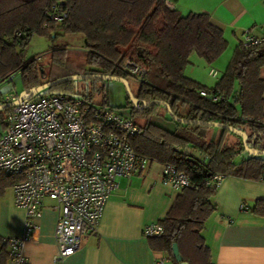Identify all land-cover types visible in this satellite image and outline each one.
<instances>
[{"label":"trees","instance_id":"trees-1","mask_svg":"<svg viewBox=\"0 0 264 264\" xmlns=\"http://www.w3.org/2000/svg\"><path fill=\"white\" fill-rule=\"evenodd\" d=\"M174 2L177 0H0V76L19 69L22 90L68 78L34 97L56 92L96 100L103 92L104 85L99 84L103 80L69 77L83 72L127 80L134 76L123 69L126 60L145 68L134 96L140 103L150 105L137 110L127 101L130 116L139 126L129 141L151 163L172 164L190 182L178 191L170 209L158 221L163 234L149 237V245L174 264L178 262L172 254L173 243L177 244L182 262L214 264L204 233L207 220L216 211L212 201L216 187L209 186L207 180L214 174L264 180V154H248L241 138L228 130L218 128L220 134L213 140L208 138L210 126L179 119L221 122L239 128L246 132L249 147L264 151V125L258 122L264 116V76L260 73L264 68V42L246 48L240 44L219 81L207 88L186 75L189 56L194 52L211 63L227 47L226 40L207 14H182ZM54 8L66 13L61 22L47 15L46 11ZM58 32L82 35L86 63L91 68L80 72L50 63L49 78L43 81L44 71L36 58L25 60L22 52L31 35L57 38ZM57 53L63 54L53 47L51 59ZM78 82L85 85L75 89ZM201 90L221 94L226 101H208L200 96ZM158 101L166 103L169 110ZM158 106L168 113L165 120L170 128L147 119L141 124L136 118H147ZM228 134L234 137L231 143H226ZM185 147L197 154L184 153ZM17 181L16 177L0 173V197ZM252 212L264 216V200H258ZM2 238L0 264H6L8 249Z\"/></svg>","mask_w":264,"mask_h":264},{"label":"built area","instance_id":"built-area-1","mask_svg":"<svg viewBox=\"0 0 264 264\" xmlns=\"http://www.w3.org/2000/svg\"><path fill=\"white\" fill-rule=\"evenodd\" d=\"M54 9L46 11L47 15L61 22L66 13ZM262 42L264 36L251 30L242 34L241 45L245 48ZM123 69L139 80L146 73L145 68L130 60L123 63ZM19 73L16 69L0 76V105L18 99L17 92H3L1 88ZM207 74L217 78L219 72L209 68ZM199 94L211 102L226 101L212 91L201 90ZM6 109L0 134V173L18 178L10 188L15 206L23 212L22 235L2 238L8 249L6 264H28L23 245L38 238V220L46 199L54 203L58 212L55 262L76 252L81 236L96 230L110 193L118 187V179L141 174L151 161L138 154L129 141L139 131L135 120L94 99L53 92ZM258 122L264 125V116ZM183 151L197 154L189 147ZM221 180L220 174H214L207 184L217 187ZM161 181L177 191L190 185L187 176L169 163L162 165ZM163 232L159 222L142 229L145 238L158 237ZM165 259L162 256L154 264H163Z\"/></svg>","mask_w":264,"mask_h":264},{"label":"crops","instance_id":"crops-1","mask_svg":"<svg viewBox=\"0 0 264 264\" xmlns=\"http://www.w3.org/2000/svg\"><path fill=\"white\" fill-rule=\"evenodd\" d=\"M173 5L182 14H207L222 31L226 49L231 48L226 57L239 48L246 30L264 36V0H177ZM260 73L264 76V68ZM161 169L162 165L153 162L141 174L120 177L96 230L81 236L76 252L55 262L58 212L52 201L44 200L38 238L23 245L28 264H154L162 256L166 257L163 264H174L163 252L154 251L142 235L146 224L166 215L178 194L162 183ZM258 200H264V180L236 175L222 178L212 197L216 211L204 233L214 264H264V216L252 212ZM22 233L23 212L15 206L10 188L7 196L0 197V236Z\"/></svg>","mask_w":264,"mask_h":264},{"label":"rangeland","instance_id":"rangeland-1","mask_svg":"<svg viewBox=\"0 0 264 264\" xmlns=\"http://www.w3.org/2000/svg\"><path fill=\"white\" fill-rule=\"evenodd\" d=\"M56 50L61 49L63 54H56L51 59L50 51L52 48ZM231 48H225V50L211 63H206L203 59L198 57L196 53L192 52L189 56V64L186 68V75L191 77L192 79H197L196 81L201 85L207 88H213L215 84L219 81L220 77L226 70V67L230 61V55H232V51L229 53V57H226L228 51ZM23 59L29 60L32 58H36L37 64L41 66L44 71L43 81H47L49 78L48 73L50 71V63H55L62 68H67L71 70L77 71H88L91 67L86 63V49L84 47V40L82 35L72 36L70 34H65L58 32V37L53 38L52 36H45L40 34H33L29 37L27 45L25 46L22 52ZM61 64V65H60ZM56 69V66H54ZM210 67L215 68L219 75L217 78H212L208 76L207 71ZM191 72H193L191 74ZM81 74H84L83 72ZM140 80L134 77H128L127 82L129 88L133 94L137 92ZM100 85H104L103 92L95 97L96 101L102 103L103 100L106 101L107 107H110L117 113H121L123 115H130L131 110L127 104V94L124 84L120 81L116 80H105L99 81ZM85 83L78 82L75 85V89L82 88ZM1 90L3 92L14 91L19 93L22 90V82L20 75H16L12 82L7 83L2 86ZM95 96V95H94ZM104 96V97H103ZM1 116H4L6 110L3 109L0 111ZM0 116V134L3 130ZM168 117V113L161 107L158 106L154 109L153 113L147 115V118L136 117L138 121L143 124L145 120H153L157 123H160L168 128L171 127L170 123L165 119ZM208 138L216 140L220 134V130L216 127L208 128ZM228 138L225 139L226 143H231L234 141V137L231 134L227 135ZM10 187L5 189L4 196L8 195Z\"/></svg>","mask_w":264,"mask_h":264},{"label":"water","instance_id":"water-1","mask_svg":"<svg viewBox=\"0 0 264 264\" xmlns=\"http://www.w3.org/2000/svg\"><path fill=\"white\" fill-rule=\"evenodd\" d=\"M70 79H97V80H116V81H120L124 84V87L126 89V94H127V98L128 101L130 102L131 106L134 107L137 110H141L142 108L148 107L150 105L146 104L145 102L140 103L138 101V99L134 96V94L131 92L128 82L125 78L123 77H118V76H113V75H106V74H80V75H73L69 77ZM68 78H59L53 81H49V82H45L43 84H40L39 86L30 89V90H21L18 93V99L15 101H12L10 103H6V104H2L0 105V111L3 109H6L7 107L11 106V105H16L19 102L23 101V100H27L31 97H33L34 95L40 93L42 90L47 89L51 86H53L54 84L61 82L63 80H66ZM159 104H161L162 106H165L168 109V105L164 102L158 101ZM170 114V113H169ZM182 122H187V123H196V124H201V125H205V126H210V127H216V128H220V129H225L228 130L229 132L234 133L235 135H238L241 138V143L244 147V150L248 153V154H264V151H259L256 150L254 148H251L248 146L247 144V134L245 131L239 129V128H235L232 127L230 125L221 123V122H205V121H201V120H190V119H179ZM172 254L173 257L175 258V260L178 262V264H186L185 262H182L181 260V256L179 255L178 252V248H177V244L173 243L172 244Z\"/></svg>","mask_w":264,"mask_h":264}]
</instances>
